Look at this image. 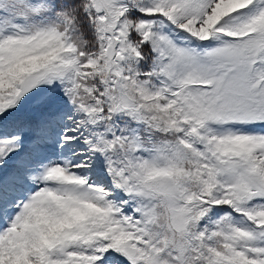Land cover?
Returning a JSON list of instances; mask_svg holds the SVG:
<instances>
[{
    "label": "snow or ice",
    "instance_id": "1",
    "mask_svg": "<svg viewBox=\"0 0 264 264\" xmlns=\"http://www.w3.org/2000/svg\"><path fill=\"white\" fill-rule=\"evenodd\" d=\"M0 264H264V0H0Z\"/></svg>",
    "mask_w": 264,
    "mask_h": 264
}]
</instances>
